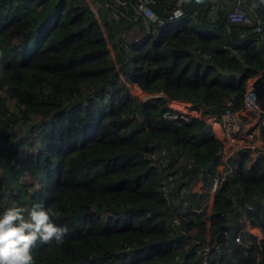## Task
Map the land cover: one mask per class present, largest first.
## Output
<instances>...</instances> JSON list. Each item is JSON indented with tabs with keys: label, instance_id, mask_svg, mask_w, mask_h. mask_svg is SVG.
<instances>
[{
	"label": "trees",
	"instance_id": "1",
	"mask_svg": "<svg viewBox=\"0 0 264 264\" xmlns=\"http://www.w3.org/2000/svg\"><path fill=\"white\" fill-rule=\"evenodd\" d=\"M97 1L112 5L0 0V215L15 201L59 213L53 219L68 229L64 242L38 240L36 264H264V238L254 249L235 242L242 213L264 233V157L252 166L247 153L231 159L234 173L216 194L205 259V200L221 140L199 118H165L164 98L142 103L129 89L163 91L214 114L228 98L242 106L256 76L264 92V0L248 2L261 32L230 22L225 11L214 20L206 5L197 14L186 5L181 24L125 42L121 32L136 16L131 5L115 20L117 59L91 6ZM158 2V11L170 7V0ZM32 130L38 151L26 150ZM160 145L193 162L179 186L191 207L205 205L178 226L160 191L164 173L145 160ZM198 180L203 190L194 192Z\"/></svg>",
	"mask_w": 264,
	"mask_h": 264
},
{
	"label": "built area",
	"instance_id": "2",
	"mask_svg": "<svg viewBox=\"0 0 264 264\" xmlns=\"http://www.w3.org/2000/svg\"><path fill=\"white\" fill-rule=\"evenodd\" d=\"M110 2L112 5L107 4V6L111 9V14L115 19L120 17L121 10L127 11L133 4L131 0H110ZM232 2H235V5L226 16L228 20L233 23L250 25L255 31L261 32L262 21L257 19L256 22H253L245 9V7H249V0H170V7L163 8L161 11L154 7L159 3L158 0H137L133 5L138 12L137 17L142 19L144 23L142 36L134 40L131 37L134 29L127 28L121 32V39L125 42L141 40L154 34L159 28L168 27L170 23H175L187 15L186 5L190 6V10L194 14L198 13L195 9L197 6L206 5L211 18L217 20ZM93 4L95 6H91L98 13L100 7L95 3ZM163 12H167V15H164ZM161 97L166 100L165 118L183 119L188 122L193 118H199L205 121L221 140L220 160L211 179V186L208 190L209 196L205 200L207 221L211 222L214 215L213 204L216 194L227 178L234 173V165L231 163V159L247 153L250 156L249 165L252 166L259 157H264V92L261 93L255 83L249 82L243 105L236 107L234 98H228L224 101L225 109L220 114L206 112L188 99L158 97L154 96L153 93L145 94L144 103L155 102L157 98ZM145 160L161 173H164L160 191L167 201V207L176 210L173 222L181 225L182 217L188 214L201 213L205 205L191 207L189 201L186 200V188L179 186V183L185 179V172L193 168V162L186 161L177 154H172L169 148L164 145H160L153 152L148 153ZM247 209L252 211L254 206L248 205ZM238 221L242 227L235 236V242L245 249L261 248L263 238L254 235L247 228V224L254 225L249 215L242 213L238 216ZM244 233H247L246 237H244ZM208 241L209 238L202 248L205 259L210 252ZM198 252H201V249Z\"/></svg>",
	"mask_w": 264,
	"mask_h": 264
},
{
	"label": "clouds",
	"instance_id": "3",
	"mask_svg": "<svg viewBox=\"0 0 264 264\" xmlns=\"http://www.w3.org/2000/svg\"><path fill=\"white\" fill-rule=\"evenodd\" d=\"M54 217H59L57 211L40 204L6 209L0 215V264H36L32 249L38 240L62 244L68 229L58 226Z\"/></svg>",
	"mask_w": 264,
	"mask_h": 264
},
{
	"label": "crops",
	"instance_id": "4",
	"mask_svg": "<svg viewBox=\"0 0 264 264\" xmlns=\"http://www.w3.org/2000/svg\"><path fill=\"white\" fill-rule=\"evenodd\" d=\"M97 6H99L101 8L100 13L102 15V20H101V23L103 25V28H104V31L106 33V35L108 36L109 35V43H110V46L112 47V50H113V54H114V57L117 59L119 57V54H120V45H119V29H116V21L119 20V18H114L109 10V7L106 5V6H102V3L97 1L95 3ZM132 7L134 8V12L135 13V20L133 19V26L129 27V28H132L134 29V32H133V35L131 36L134 40L137 39V38H140V36H142V31H143V20L142 19H139L137 16H138V12L135 8V6L132 4ZM116 20V21H115ZM125 22V21H123ZM129 22H126V24H128ZM119 28V27H118ZM116 43V44H115ZM115 44V46H114ZM259 78V76H256L254 78H252V83H255V81ZM250 81V82H251ZM129 89L130 90H135L137 91L136 93L139 94V93H144V91L137 85H129ZM154 96H168L166 93H164L163 91H159V92H156V93H153ZM165 95V96H164ZM169 97V96H168ZM200 184V186L198 187V185ZM203 182L202 180H198L192 190L195 191V192H201L203 189ZM214 206V204H213ZM210 226H211V222L208 221V233H207V238H209V234H210ZM247 228L256 236H258L259 238H264V233L262 232V230L256 226V225H251V224H247Z\"/></svg>",
	"mask_w": 264,
	"mask_h": 264
},
{
	"label": "rangeland",
	"instance_id": "5",
	"mask_svg": "<svg viewBox=\"0 0 264 264\" xmlns=\"http://www.w3.org/2000/svg\"><path fill=\"white\" fill-rule=\"evenodd\" d=\"M88 1H90V0H88ZM91 5L92 6H95L93 3H91ZM181 20H179V21H177V22H175V23H170L169 24V26L168 27H174V26H177V25H179V24H181ZM252 82V81H251ZM131 91V93L135 96V97H137V99H138V101H140V102H142V103H144V98H145V94L146 93H139V94H137L136 92L137 91H135V90H130ZM145 103H150V102H145ZM153 103V102H152ZM35 135H36V133H35V130H32V131H30V134L28 135V137H27V141H26V150L27 151H38V143H37V140L35 139ZM200 186V184L198 185V187ZM3 188H8V187H6V186H3ZM202 189H203V187H202ZM14 195V197H13V199H12V201H15V199H18L19 197H20V195H19V197H18V194L17 193H13ZM196 202H197V200H195ZM17 203H22L21 201H19V202H17ZM14 206H17V204H16V201L13 203V206L12 207H14ZM176 208H177V206H175ZM10 208V207H9ZM174 224V226H178L175 222L173 223ZM175 230L177 229V228H174Z\"/></svg>",
	"mask_w": 264,
	"mask_h": 264
},
{
	"label": "water",
	"instance_id": "6",
	"mask_svg": "<svg viewBox=\"0 0 264 264\" xmlns=\"http://www.w3.org/2000/svg\"><path fill=\"white\" fill-rule=\"evenodd\" d=\"M234 5H235V2H232L230 4L229 8L225 11V16H227V14L233 8ZM245 9L247 10L248 14L251 16L253 22H256L257 21V18L255 16V14L249 9V7H245Z\"/></svg>",
	"mask_w": 264,
	"mask_h": 264
}]
</instances>
